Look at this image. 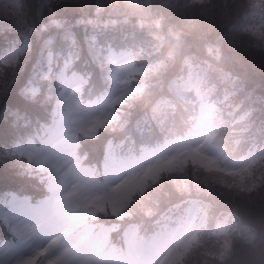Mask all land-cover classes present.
<instances>
[{"label": "trees", "instance_id": "16d2710c", "mask_svg": "<svg viewBox=\"0 0 264 264\" xmlns=\"http://www.w3.org/2000/svg\"><path fill=\"white\" fill-rule=\"evenodd\" d=\"M94 1L24 0L22 22L17 23L38 24L50 16L69 21L82 13H126L144 16L162 34L159 47L152 48L149 43L153 36L143 28L107 26L93 40L88 36L87 26L73 24L71 43H47L54 57L66 49L82 52L97 72L106 42L141 45L150 60L158 59L145 67L141 74L145 85L120 104L117 114L97 127L92 137L81 138L80 147L88 155L100 151L106 134L129 130L130 135L122 144H136L148 130L150 135H157L167 126L179 128L195 101L192 91L179 88L172 76L186 62L204 57L209 62L208 79L216 86L226 85L225 93L220 89L211 92L221 107L222 121L218 126L221 127L216 136L225 145V152L238 154L251 142L248 139L251 132L260 133L264 106V30L253 22L262 10L260 2L137 0L140 8L136 11L120 10L116 4L104 9L95 6ZM45 37L37 29L29 47L0 76V189L30 187L39 192L44 186L43 173L9 151L8 139L20 130L32 131L55 87L52 78L38 70L43 65L39 42ZM205 47L219 52L208 54ZM217 68L231 71L233 85L221 78ZM30 83L36 86L35 94ZM93 84L89 79L83 88ZM234 103L237 107L231 110ZM245 110L251 111L226 124L236 113ZM183 158L178 156L169 165L156 167L144 175L143 181L141 177L132 179L120 211L111 212L104 207L94 214V219L111 218L120 225L139 221L141 227L147 228L152 217L170 202V206L174 203L180 206L193 198L204 206L205 222L195 240L172 264H264V154L241 173L226 172L205 160ZM224 214L225 229L213 231L211 227Z\"/></svg>", "mask_w": 264, "mask_h": 264}, {"label": "rangeland", "instance_id": "374dc122", "mask_svg": "<svg viewBox=\"0 0 264 264\" xmlns=\"http://www.w3.org/2000/svg\"><path fill=\"white\" fill-rule=\"evenodd\" d=\"M105 1L109 5L114 2V0ZM123 1L137 7L134 0ZM17 4V0H0V9L7 15V9ZM17 50L18 47L9 48L1 54V59L5 62L13 60ZM128 55L124 53L122 59L127 58ZM107 56L118 60L121 55L110 51ZM127 71L128 67L125 65L112 70L109 88L98 97L88 100L84 105L80 104L78 90L74 88L80 81V75L69 76L68 72L59 92L57 115L59 118L37 140L29 137L16 145L20 153L29 157L32 154L33 159L37 161L39 159V164L51 172L52 183L62 184L64 190L54 195L35 217H29L33 227L22 245L11 251L6 246L0 247V258L4 259L5 264H8L9 260L15 264V261L34 255L35 252L44 248L48 249V255L42 258V262L55 259L57 264H153L163 258V254L158 252V249L174 231V226L170 223L160 227L156 235L143 237L135 236L133 227H127L124 232L126 249H117L112 244L104 246L106 225H98L88 232L91 224L84 223L80 213L90 211L93 205L101 202L105 184L113 182L123 172L133 173L157 162L169 164L171 159L179 153L206 157L228 170H240L247 167L257 155V151L251 148L237 158L228 159L216 150L210 140L211 129L216 123L213 103L206 98L207 92L196 85L198 74L188 72L180 81L194 86L197 90L200 110L196 121L194 120L182 134L174 137L166 136L156 146L147 147L139 154H120L111 148L109 167L103 172L101 179L96 178L92 169L75 153V131L77 129L89 131L93 128L95 121L102 119H98L99 116L112 110L114 102L133 89L134 84L127 77ZM37 150H42L38 156ZM121 161L126 165L120 166ZM120 187L115 185L108 197L112 209L120 204L118 202L121 201L120 193L124 190V187ZM13 197L17 201L25 199L29 201L27 197L21 195H12L10 201ZM10 201L8 212L13 207ZM30 203L35 206L34 203ZM192 233L193 230L188 229L179 242L187 241ZM16 242V240L6 241L0 246Z\"/></svg>", "mask_w": 264, "mask_h": 264}, {"label": "snow or ice", "instance_id": "6c2138e0", "mask_svg": "<svg viewBox=\"0 0 264 264\" xmlns=\"http://www.w3.org/2000/svg\"><path fill=\"white\" fill-rule=\"evenodd\" d=\"M33 94H35V90H33ZM89 131H94V127L90 128ZM40 151L42 150H37V156ZM31 157L32 154H30V158ZM37 162L38 164L40 163L39 159ZM10 203L13 205L12 209L8 213H3L0 215V228L8 231L17 241L14 244L0 246H6L9 251L17 248L19 245H22L25 242V238L29 235V231L33 227L32 221L29 219V217H35L38 212L47 205L48 202L41 201L39 204L34 206L27 199L17 201L16 198L13 197ZM4 207L5 205L0 203V210H2ZM47 255V248L40 249L35 252L34 255L15 261V264H57V260L55 259L43 260L42 262V257ZM0 264H5L3 258H0ZM8 264H13V261L9 260Z\"/></svg>", "mask_w": 264, "mask_h": 264}]
</instances>
